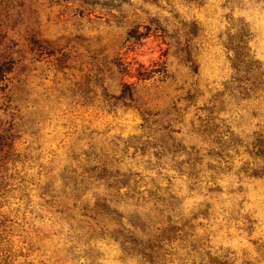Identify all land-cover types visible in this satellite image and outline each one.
Returning <instances> with one entry per match:
<instances>
[{
    "label": "rangeland",
    "instance_id": "obj_1",
    "mask_svg": "<svg viewBox=\"0 0 264 264\" xmlns=\"http://www.w3.org/2000/svg\"><path fill=\"white\" fill-rule=\"evenodd\" d=\"M7 264H264V0H0Z\"/></svg>",
    "mask_w": 264,
    "mask_h": 264
},
{
    "label": "trees",
    "instance_id": "obj_2",
    "mask_svg": "<svg viewBox=\"0 0 264 264\" xmlns=\"http://www.w3.org/2000/svg\"><path fill=\"white\" fill-rule=\"evenodd\" d=\"M4 259H5L4 253H1L0 251V264H7V261Z\"/></svg>",
    "mask_w": 264,
    "mask_h": 264
}]
</instances>
